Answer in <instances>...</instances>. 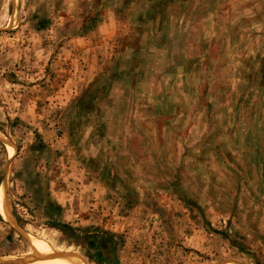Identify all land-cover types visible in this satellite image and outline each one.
<instances>
[{
	"label": "rangeland",
	"instance_id": "rangeland-1",
	"mask_svg": "<svg viewBox=\"0 0 264 264\" xmlns=\"http://www.w3.org/2000/svg\"><path fill=\"white\" fill-rule=\"evenodd\" d=\"M0 264H264V0H0Z\"/></svg>",
	"mask_w": 264,
	"mask_h": 264
},
{
	"label": "bare ground",
	"instance_id": "bare-ground-1",
	"mask_svg": "<svg viewBox=\"0 0 264 264\" xmlns=\"http://www.w3.org/2000/svg\"><path fill=\"white\" fill-rule=\"evenodd\" d=\"M33 246V245H32ZM39 249V248H38ZM34 247H32V250H34L38 255H43V253ZM69 259V258H68ZM72 259V258H71ZM51 260V259H50ZM66 260V259H65ZM46 262V261H45ZM47 263V262H46Z\"/></svg>",
	"mask_w": 264,
	"mask_h": 264
}]
</instances>
